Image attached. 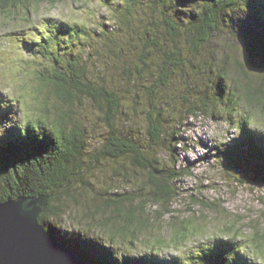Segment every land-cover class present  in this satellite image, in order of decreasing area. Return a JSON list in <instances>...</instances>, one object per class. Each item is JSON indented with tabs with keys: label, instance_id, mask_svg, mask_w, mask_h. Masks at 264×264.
I'll list each match as a JSON object with an SVG mask.
<instances>
[{
	"label": "trees",
	"instance_id": "obj_1",
	"mask_svg": "<svg viewBox=\"0 0 264 264\" xmlns=\"http://www.w3.org/2000/svg\"><path fill=\"white\" fill-rule=\"evenodd\" d=\"M58 1L0 0V20L17 8L26 9L23 17H17L22 24L8 34L13 36V51L30 54L28 59L21 57L28 64L23 66L32 67L41 90L48 89L55 98L54 107L48 102L40 104L38 116L19 121L22 102L0 91V203L47 196L39 221L56 239L62 218L72 212L75 219L80 216L90 229L68 231L58 240L89 264L264 261V232L237 247L236 242L244 239L240 235L243 228L232 226L224 229L237 234L188 254L190 262L167 253L170 245L185 244L197 230L190 217L178 224L179 217L173 213L177 201H192L207 212L216 206L201 194L184 193L183 180L193 176V171L190 166H178L175 149L178 145L188 148L181 130L189 118L205 115L232 125L239 136L218 149L221 160L228 165L237 161L240 166L253 165L255 176L264 178V131L256 127L247 108L250 103L251 108L264 112V78L256 84L257 79L233 57L234 52H219L220 47L214 45V35L229 26L233 40L237 36L246 41L249 56L264 62V0H190L191 7L181 13L173 11L174 5L187 7L188 0H153L149 6L154 16L159 6L162 16L146 22L135 18L134 23L132 7L127 6L129 16L122 19L111 8L115 17L109 18V26L124 23L121 30L128 34L118 45L109 37L104 39L108 50L116 51L113 81H108V72L100 70L107 60L104 48L93 47L99 56L94 65L88 57L95 40L90 26L53 17L27 26L34 9ZM241 2L250 8L249 25L235 22L234 9ZM103 3L107 10L111 2ZM139 24H144L147 33L151 27L164 26L165 45L158 37H147L145 30L142 36ZM204 52L209 55L206 60ZM130 53L135 60L129 58ZM193 74H199L198 78ZM180 91L192 95L186 98ZM88 107L101 113L95 123L86 114ZM238 109L245 114L237 118L234 110ZM139 116L144 117L146 130L137 124L133 128ZM251 181L238 176L229 183ZM168 214L174 225L165 233L159 223ZM144 238L147 247L137 248Z\"/></svg>",
	"mask_w": 264,
	"mask_h": 264
},
{
	"label": "rangeland",
	"instance_id": "obj_2",
	"mask_svg": "<svg viewBox=\"0 0 264 264\" xmlns=\"http://www.w3.org/2000/svg\"><path fill=\"white\" fill-rule=\"evenodd\" d=\"M108 1L111 2V4L107 10L104 8L103 0H59L56 3L44 2L38 9L33 10L34 12H32V14L34 18L27 26L33 27L42 17H53L59 20L69 21L72 24L84 23L90 26L89 29H91V33L93 34H91V36H94L95 39L91 47L93 54L88 55L90 60H92L91 64L94 65V63L99 61V56L96 54L95 49H97V47L104 48L103 50L106 55L105 59L107 58V60L102 64L100 70L108 72V81L114 80L111 71L115 64L116 57L114 54L116 51L113 54L111 50H108L104 39L109 37L111 40L113 39L114 42L116 41V45H118L123 40L128 39V34H124V31L121 30L125 25L124 23H119L117 28L109 26L112 17H115L113 15L111 16L112 12H110V9H114L113 12L115 15L119 19H122L124 16H129L127 6L132 7L131 13L134 18L130 19L134 23L135 18H139L143 22L151 20L153 17L154 19H156V17L160 18V16H162L160 12L162 6L158 7V11L155 12L156 15L154 16V10L149 6V3H152L153 0H141L142 2H147L148 4L146 3V5L136 2L135 0H114V3L112 2L113 0ZM183 2H186V0ZM186 3L188 4L187 7L179 6V8H177L174 5L173 11L180 13L187 11V9L191 7L190 0ZM23 9L21 7L17 8L16 11H14L15 13L9 14L8 18L6 17L0 20V91L5 93L8 97L13 98L15 101L19 99L18 101L22 102L21 105H19L21 111L17 115L19 121L38 116L41 113L40 104L44 105L48 102L51 107H54L55 104L53 94H51L48 89L41 90L40 81L34 76L32 67L23 66L28 64L23 62L21 57L28 59L30 54L26 51H18L16 53L13 51V36L10 37L8 34L11 33V29H13L14 26L22 24V20H17V17H23L26 11L25 8ZM249 10L248 4L243 2L235 6L234 17L236 24L240 26L243 24H250L251 12ZM10 18L14 20L10 21ZM139 26V32L143 36V30L147 33L146 27L144 24H139L138 27ZM101 27H103L104 30L101 31ZM229 29L228 26V28H225V31H219L214 35V45L220 47L219 52H234L233 57L237 58L238 61L246 67V70L257 79L256 84L260 83L261 79L264 78V62L260 61V58L250 57L245 49L246 41L244 43L243 41L241 42V38H237V36L236 39L233 40V35L230 33ZM165 33L164 26L157 29L151 27L147 33V37H149V35L152 38L158 37L162 45H165ZM108 45H110V42ZM187 52L188 50H185V54ZM111 55L114 56V59H112ZM208 56L209 55L205 53L203 59H208ZM108 58L111 60L110 64H107L109 61ZM129 58L135 60V54L130 53ZM205 75L208 76V73L205 72ZM193 76L196 79L199 74H193ZM180 93L181 96L184 95L186 98L192 95L187 92L184 93V91H180ZM175 97L178 98V95ZM184 101L185 98L183 99V102ZM247 108L248 111H250V116H253L256 120V127L264 131L263 110L259 107L251 108L250 103H248ZM88 109L89 111L86 114H88V117L95 123L96 115H101V113L96 107L94 111L92 107H88ZM234 112L237 118L240 117L241 113L245 114L242 109L234 110ZM139 117H137L138 123L135 122L133 128L138 125L140 129L146 130L144 117ZM186 123L187 126L183 127V130H181V136L184 138V142L187 143L186 145L188 148H183L182 145H178L175 149L176 157L179 160L178 166L182 164L183 166H190L189 168H192L193 171V176H187L183 180L186 189L184 193L187 195H191L192 193L201 194L206 199L210 198L214 200L207 202L210 204L215 203L216 205L215 207L213 206V208L210 207L209 212H207V210H204L202 207L194 206L192 201L185 200L175 203L173 208L176 210L173 213L179 217L177 221L178 224L181 225L180 219H187V217H190L192 223H195L194 226L197 230H195L194 235L186 239L185 244L170 245L167 253L171 256L180 255L183 257V262L187 263L191 261L189 257H187L188 254L194 255L196 252L200 253V250L205 249L207 246H215L216 243L221 244L222 242H226V240L230 238V234H237V232L226 231L224 228L227 226L239 229L243 228L240 230V235L243 236L244 239L236 242L237 247L246 245L245 240L251 239L253 235L257 236V232L259 234L264 232V178L255 176L257 172L253 171V165L244 164L240 166L238 163L240 161H237L232 162L234 166L236 165L233 168L232 163L228 165L224 160H221L223 156L219 154L220 151L218 149H224L226 144L235 141V138L239 136L232 125L226 123L223 119L207 118L205 115L199 118L191 117ZM6 127H8V125H6ZM225 166H227L228 169H224ZM238 176L240 178H248L252 181L245 185H230L229 181L233 179V177ZM207 184L210 186L206 187L205 185ZM200 190H203V192H200ZM189 208H194V210ZM74 211L79 213L78 210ZM195 211H197V213H195ZM74 216L72 212L71 216L64 217L60 220V225L57 228L58 234H60L57 236L58 239L64 238L62 234L68 231L76 230L79 232L80 230L86 231L90 229L84 221L79 220L80 216L77 219H75ZM162 220L160 221L161 223H159L161 231L168 233L166 230L174 225L173 223L171 224L173 218L168 214L165 215ZM96 234L102 235L101 233ZM145 240V238L140 240V243L138 242L139 244H137V248L143 249L147 247V245L143 243ZM162 252L165 253L163 250ZM254 256H256V253H254ZM195 264L203 263L199 261V263Z\"/></svg>",
	"mask_w": 264,
	"mask_h": 264
},
{
	"label": "water",
	"instance_id": "obj_3",
	"mask_svg": "<svg viewBox=\"0 0 264 264\" xmlns=\"http://www.w3.org/2000/svg\"><path fill=\"white\" fill-rule=\"evenodd\" d=\"M47 196L0 203V264H89L40 223Z\"/></svg>",
	"mask_w": 264,
	"mask_h": 264
}]
</instances>
